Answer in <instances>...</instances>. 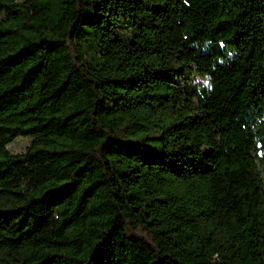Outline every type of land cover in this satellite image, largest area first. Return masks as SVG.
<instances>
[{"label": "trees", "instance_id": "obj_1", "mask_svg": "<svg viewBox=\"0 0 264 264\" xmlns=\"http://www.w3.org/2000/svg\"><path fill=\"white\" fill-rule=\"evenodd\" d=\"M262 172L264 0H0V264H264Z\"/></svg>", "mask_w": 264, "mask_h": 264}, {"label": "rangeland", "instance_id": "obj_2", "mask_svg": "<svg viewBox=\"0 0 264 264\" xmlns=\"http://www.w3.org/2000/svg\"><path fill=\"white\" fill-rule=\"evenodd\" d=\"M18 1L21 2L23 0H18ZM195 81L198 85L207 84V79L200 75H196ZM29 144H30V139L28 137H17L8 145V149L11 153L18 154L24 152V150ZM262 176L264 179V172H262Z\"/></svg>", "mask_w": 264, "mask_h": 264}, {"label": "clouds", "instance_id": "obj_3", "mask_svg": "<svg viewBox=\"0 0 264 264\" xmlns=\"http://www.w3.org/2000/svg\"><path fill=\"white\" fill-rule=\"evenodd\" d=\"M185 2H187V0H185ZM210 87V86H209Z\"/></svg>", "mask_w": 264, "mask_h": 264}]
</instances>
